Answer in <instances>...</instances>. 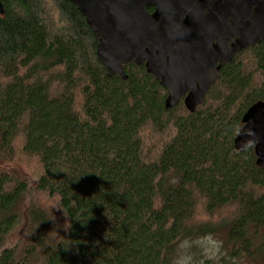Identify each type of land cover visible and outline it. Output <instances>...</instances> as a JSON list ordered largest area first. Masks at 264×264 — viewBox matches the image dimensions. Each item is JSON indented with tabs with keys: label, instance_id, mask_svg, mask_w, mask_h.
Listing matches in <instances>:
<instances>
[{
	"label": "trees",
	"instance_id": "obj_1",
	"mask_svg": "<svg viewBox=\"0 0 264 264\" xmlns=\"http://www.w3.org/2000/svg\"><path fill=\"white\" fill-rule=\"evenodd\" d=\"M50 1L56 29L42 1L0 0V264H175L208 238L224 264H264V172L254 146L234 147L264 103V40L220 69L194 113L183 99L165 109L144 65L108 78L78 9ZM18 152L34 180L11 167ZM35 195L55 203L60 231ZM17 228L22 243L5 248Z\"/></svg>",
	"mask_w": 264,
	"mask_h": 264
},
{
	"label": "water",
	"instance_id": "obj_2",
	"mask_svg": "<svg viewBox=\"0 0 264 264\" xmlns=\"http://www.w3.org/2000/svg\"><path fill=\"white\" fill-rule=\"evenodd\" d=\"M67 1L93 34L108 78L125 81L123 65H144L167 91L165 109L183 99L194 113L220 69L264 40V0ZM241 122L234 147L242 152L254 146L256 166L264 172V103L250 107Z\"/></svg>",
	"mask_w": 264,
	"mask_h": 264
},
{
	"label": "rangeland",
	"instance_id": "obj_3",
	"mask_svg": "<svg viewBox=\"0 0 264 264\" xmlns=\"http://www.w3.org/2000/svg\"><path fill=\"white\" fill-rule=\"evenodd\" d=\"M43 3L44 11L48 14L49 21L54 25L55 29L61 27L62 24L58 19L55 6L50 0H40ZM154 134L147 135L146 144L150 147H155L158 144V140L154 138ZM16 160L13 162L11 167L18 172L22 177L25 176L29 180L35 179V174L37 173L35 163L33 161H28L26 158L20 156L17 153ZM2 167L0 162V168ZM30 199V198H29ZM32 199L37 206L44 208L46 211L53 214L52 220L54 226L58 231L64 226V219L62 218L60 212L55 206V203L49 200L46 196L35 195ZM227 214V213H225ZM223 214L224 216H226ZM23 241V231L21 228H17L15 232L5 238L2 243L4 247H15ZM195 246V247H194ZM183 253L179 254L175 264H224L220 260L222 258V252L220 251V241L217 238H208L203 241H198L196 243H186L182 245ZM187 248V249H186ZM228 260V259H227ZM229 261V260H228ZM231 264H250L249 262H237L229 261Z\"/></svg>",
	"mask_w": 264,
	"mask_h": 264
}]
</instances>
